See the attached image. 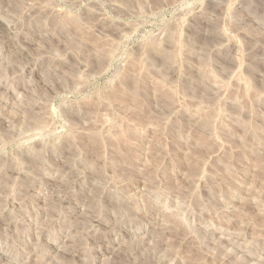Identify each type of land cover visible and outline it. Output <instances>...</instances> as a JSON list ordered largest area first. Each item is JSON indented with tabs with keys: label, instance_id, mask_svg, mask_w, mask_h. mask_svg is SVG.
<instances>
[{
	"label": "rangeland",
	"instance_id": "1",
	"mask_svg": "<svg viewBox=\"0 0 264 264\" xmlns=\"http://www.w3.org/2000/svg\"><path fill=\"white\" fill-rule=\"evenodd\" d=\"M0 264H264V0H0Z\"/></svg>",
	"mask_w": 264,
	"mask_h": 264
}]
</instances>
